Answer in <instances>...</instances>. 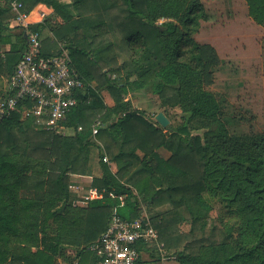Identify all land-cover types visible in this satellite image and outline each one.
Masks as SVG:
<instances>
[{"label": "trees", "instance_id": "obj_1", "mask_svg": "<svg viewBox=\"0 0 264 264\" xmlns=\"http://www.w3.org/2000/svg\"><path fill=\"white\" fill-rule=\"evenodd\" d=\"M22 1L30 10L43 4L59 16L60 24L47 18L36 26L43 31L54 25L55 39L46 40L53 52H43L59 54L62 41L87 87L64 121L77 128L74 135L44 129L34 116L23 118L22 108L0 123V264H58L64 245L79 246L81 264L93 262L86 248L120 203L109 192L126 195L119 208L126 219L139 216L141 201L153 208L172 205L152 222L167 249L182 247L180 264H264V137L231 135L221 103L205 88L221 59L213 45L194 37L210 18L203 1ZM245 1L249 16L264 27V0ZM0 11L10 7L0 4ZM115 33V40L108 37ZM21 38V45L13 43L0 56V73L9 79L26 51L24 31ZM5 40L0 37V44ZM140 89L157 95L164 111L181 106L190 117L208 120L207 130L194 134L187 125L151 121L124 100ZM104 90L114 106L105 103ZM97 119L103 126L93 136ZM93 137L103 146L104 175L94 177L92 186L107 192L86 208L76 207L71 175L88 173ZM160 148L170 155L163 157ZM206 193L241 215L240 246L233 245L228 226L208 228L214 205ZM186 222L191 230L182 233Z\"/></svg>", "mask_w": 264, "mask_h": 264}, {"label": "built area", "instance_id": "obj_2", "mask_svg": "<svg viewBox=\"0 0 264 264\" xmlns=\"http://www.w3.org/2000/svg\"><path fill=\"white\" fill-rule=\"evenodd\" d=\"M9 7L17 27L26 35V51L16 64L9 79V87L0 96V123L22 108L23 118L34 116L44 129L62 135L75 133L77 128L66 125L64 121L72 109L79 105V95L84 93L87 84L64 45L57 55L48 56L43 52V31L36 26L45 23L51 11L39 8L30 10L22 0H12ZM102 126L100 119L94 122L93 136L98 134ZM82 128L78 126V130ZM103 160L110 162L108 156ZM106 192V189L91 188L87 199H104ZM108 194L118 197L120 203L113 208L106 230L86 248L94 255L93 262L89 264H138L140 245L155 247L161 264H171L177 259L160 240L159 231L144 207H141L136 218H123L119 208L124 206L126 195L114 192ZM76 264L81 263L78 261Z\"/></svg>", "mask_w": 264, "mask_h": 264}, {"label": "rangeland", "instance_id": "obj_3", "mask_svg": "<svg viewBox=\"0 0 264 264\" xmlns=\"http://www.w3.org/2000/svg\"><path fill=\"white\" fill-rule=\"evenodd\" d=\"M202 1L210 18L202 21L200 30L194 36L201 43L213 45L221 59L219 66L213 68V83L205 85V88L214 92L221 103V118L231 135L264 137V27L249 16L245 0ZM108 37L115 40L117 35L110 34ZM154 99L143 106L146 115L156 120L154 115L160 110V99L158 96ZM164 112L170 120L168 125H187L194 134H203L207 130L208 120L190 117L181 106ZM210 196L209 193L205 194L206 199L214 205L209 214L208 228L228 226L232 231L233 245L240 246L243 231L241 215L227 208L219 197ZM143 205L152 216L151 206L145 202ZM165 205L168 204L154 210ZM190 230L188 222L180 226L182 233ZM168 249L177 252L182 247Z\"/></svg>", "mask_w": 264, "mask_h": 264}, {"label": "crops", "instance_id": "obj_4", "mask_svg": "<svg viewBox=\"0 0 264 264\" xmlns=\"http://www.w3.org/2000/svg\"><path fill=\"white\" fill-rule=\"evenodd\" d=\"M12 0H2L0 1L1 6H4L5 8H8L10 5V2ZM61 2H68L69 0H60ZM39 9L43 10H49L46 5L41 4L39 6ZM70 11L75 14L76 9L69 5ZM51 19L52 24H60L61 19L59 16L51 11L49 18ZM47 20V19H46ZM0 27H1V36L0 37H5L8 40L2 41L0 44V56H4L8 53H10L12 44L16 43L18 45H21L22 43V30L17 27L15 21H14V14L12 10L8 12H2L0 11ZM51 23L47 24L46 27L43 29V51H51L53 52V48L47 49L48 45L46 44V40L50 38H54V30L53 26ZM202 25V24H201ZM24 36V35H23ZM196 38V36H194ZM197 39V38H196ZM201 42V41H199ZM58 45L62 46L64 43L62 41H58ZM9 87V77L6 76L5 74L0 73V92L4 93L7 88ZM104 100L105 103L109 106H114L115 102L110 95V93L107 90H104L103 92ZM144 95V96H143ZM155 94L153 93H146L144 89H140L134 92H130L129 94L125 95L124 100L130 103V106L132 109H139L144 114L146 115V112L144 111L145 108L143 105H146V102H153L155 99ZM160 106V110L155 113L156 115L160 112H164V108ZM153 113V112H152ZM165 113V112H164ZM147 118H149L151 121L155 122L157 120L153 119L150 117L148 114L146 115ZM74 132H71V135H74ZM103 151V146L102 143L96 138H92V147H91V159H90V167L88 170V173L86 175H80V174H72L71 175V181H70V202L76 206V207H82L86 208L88 207L90 201L88 200L87 196L91 190V188H94L92 186V180L94 177H102L104 175V170L101 166L100 162V154ZM159 153L163 157H168L170 155V152L166 150L165 148H160ZM142 155V153H140ZM114 169V167H113ZM141 207H144L143 202L141 201ZM148 206V204H147ZM145 208V207H144ZM152 211L151 214L152 216L159 215L163 212H166L172 208L171 204L165 205L164 207H160L154 210L155 208L151 207ZM147 210V209H146ZM149 211V210H148ZM147 211V212H148ZM154 211V212H153ZM151 216V217H152ZM79 246L77 245H64L61 248L60 254L57 257L58 259V264H76L80 258V251L77 249ZM170 253H173L177 256V259L175 261H171V264H180V261L178 259V255L176 251L169 250ZM159 256V260L157 259ZM139 264H161V258L158 253V250L155 247H148L146 246V249L141 250V263Z\"/></svg>", "mask_w": 264, "mask_h": 264}, {"label": "water", "instance_id": "obj_5", "mask_svg": "<svg viewBox=\"0 0 264 264\" xmlns=\"http://www.w3.org/2000/svg\"><path fill=\"white\" fill-rule=\"evenodd\" d=\"M26 37V35H25ZM156 120L163 126L166 127L168 126V124L170 123V120L168 119V117L164 114V112L160 111L157 115H156Z\"/></svg>", "mask_w": 264, "mask_h": 264}]
</instances>
